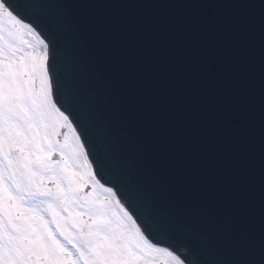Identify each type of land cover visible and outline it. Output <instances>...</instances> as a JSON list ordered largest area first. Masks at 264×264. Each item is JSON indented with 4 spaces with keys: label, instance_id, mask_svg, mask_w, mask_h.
I'll list each match as a JSON object with an SVG mask.
<instances>
[{
    "label": "snow or ice",
    "instance_id": "snow-or-ice-1",
    "mask_svg": "<svg viewBox=\"0 0 264 264\" xmlns=\"http://www.w3.org/2000/svg\"><path fill=\"white\" fill-rule=\"evenodd\" d=\"M117 7L0 0V264H264V0L209 23L90 11Z\"/></svg>",
    "mask_w": 264,
    "mask_h": 264
},
{
    "label": "water",
    "instance_id": "water-1",
    "mask_svg": "<svg viewBox=\"0 0 264 264\" xmlns=\"http://www.w3.org/2000/svg\"><path fill=\"white\" fill-rule=\"evenodd\" d=\"M127 0H89V2L127 5ZM231 0H220L219 4L228 3ZM180 6V7H179ZM183 9L181 14L185 13L187 18L193 17V20H200L204 23L213 22L217 19H222V14L225 10L220 9L216 5V0H137L134 7L136 16L134 19L138 20H155V21H173L177 19L173 17L178 14V10ZM98 12L105 17L122 18L124 7L117 8H103L90 10ZM209 14L210 19L205 20L203 14ZM207 15V17L209 16ZM131 19V18H129ZM205 20V21H204ZM260 57L259 44L257 38V45L254 49ZM255 57L252 60L253 77L251 80V91L253 96L252 103V123L250 130L251 140V171L248 178L249 193L251 197V205L253 211V220L258 229L259 227V213H260V196H261V169H260V125L257 126V119L260 120V60ZM182 171V170H180ZM194 196L202 197L207 196L208 192L204 190H197L193 192Z\"/></svg>",
    "mask_w": 264,
    "mask_h": 264
}]
</instances>
